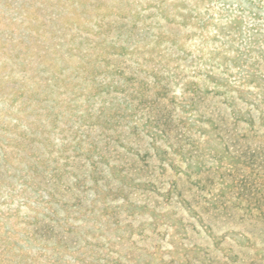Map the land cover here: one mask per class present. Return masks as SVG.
Listing matches in <instances>:
<instances>
[{
  "label": "rangeland",
  "instance_id": "1",
  "mask_svg": "<svg viewBox=\"0 0 264 264\" xmlns=\"http://www.w3.org/2000/svg\"><path fill=\"white\" fill-rule=\"evenodd\" d=\"M24 1L0 4V264H264V18Z\"/></svg>",
  "mask_w": 264,
  "mask_h": 264
},
{
  "label": "trees",
  "instance_id": "2",
  "mask_svg": "<svg viewBox=\"0 0 264 264\" xmlns=\"http://www.w3.org/2000/svg\"><path fill=\"white\" fill-rule=\"evenodd\" d=\"M169 0H156L154 7L167 12V5ZM203 2L207 0H202ZM215 1L219 7V13L226 16L228 24L222 26V30L227 29L231 32H237L243 30L245 26L244 21L246 18L260 19L264 18V0H209ZM25 3L27 0L24 1ZM45 5H49V1L43 2ZM0 4L8 9L11 8L12 3L9 0H0ZM179 4V3H178ZM176 4L175 6H177ZM20 9V7H18ZM42 8V6L40 7ZM52 16H50L51 18ZM233 19V22H232ZM240 19V20H239ZM231 20V21H230ZM238 21V22H237ZM253 26V25H252ZM256 27V26H255ZM248 29V26L246 27Z\"/></svg>",
  "mask_w": 264,
  "mask_h": 264
}]
</instances>
